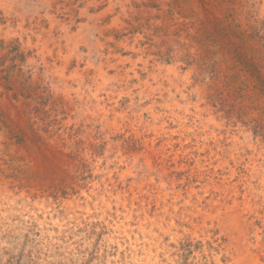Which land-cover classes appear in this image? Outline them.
I'll list each match as a JSON object with an SVG mask.
<instances>
[{
  "label": "rangeland",
  "instance_id": "1",
  "mask_svg": "<svg viewBox=\"0 0 264 264\" xmlns=\"http://www.w3.org/2000/svg\"><path fill=\"white\" fill-rule=\"evenodd\" d=\"M0 264H264V0H0Z\"/></svg>",
  "mask_w": 264,
  "mask_h": 264
},
{
  "label": "bare ground",
  "instance_id": "2",
  "mask_svg": "<svg viewBox=\"0 0 264 264\" xmlns=\"http://www.w3.org/2000/svg\"><path fill=\"white\" fill-rule=\"evenodd\" d=\"M148 193V192H147ZM128 217V216H127ZM123 227V226H122ZM120 229V228H119ZM118 231V230H117Z\"/></svg>",
  "mask_w": 264,
  "mask_h": 264
}]
</instances>
